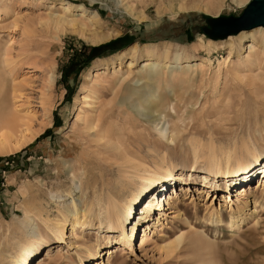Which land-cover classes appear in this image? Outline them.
Here are the masks:
<instances>
[{"label":"rangeland","instance_id":"374dc122","mask_svg":"<svg viewBox=\"0 0 264 264\" xmlns=\"http://www.w3.org/2000/svg\"><path fill=\"white\" fill-rule=\"evenodd\" d=\"M64 1L97 13L102 22L92 26L96 32L117 35L92 45L59 33L49 17L62 11ZM169 1L0 0V77L5 84L0 110L9 107L15 121L12 125L0 119V264H33L50 245H58L57 226L62 211L73 209L72 196L82 207L110 190L137 194L143 184L137 169L158 165L181 178L153 185H164V195L172 191L169 184L175 185L181 210L170 206L175 212L169 213L162 235L153 234L159 212H152L151 240L140 246L145 203L135 204L133 212L139 215L133 224L139 223L132 244L122 243L110 264H264V161L253 164L256 171L241 175L235 184L216 179L204 183L200 174L197 180L189 176L193 165L200 166L213 152L224 156L237 150L246 156L250 148L264 156V37H259L258 62L251 64L247 45L252 41H241L242 32L213 39L203 31L209 27L208 16H239L244 7L224 0L222 11L212 15L205 3L193 11H172ZM128 6L137 14L143 10L145 21L132 15ZM231 43L237 55L225 64L220 56L227 57ZM150 45L169 51L168 62L182 56L179 81L158 88L154 81L140 79L146 55L133 76L124 79L132 47L144 50ZM187 58L193 62L184 63ZM3 59L8 60L5 65ZM195 62L206 66L197 70L191 66ZM107 63V80L99 81L94 90V72ZM85 95L95 96L91 107L85 105ZM146 98L160 100L159 105L152 109ZM94 116L103 119H95L92 128ZM184 178L189 183L183 184ZM243 185L248 190L239 197ZM255 207L258 212L253 213ZM239 208L245 220L231 228V216ZM125 229L130 233L129 225ZM86 232L91 239L94 230ZM68 235L69 231L50 264H91L103 257L107 262L104 252L110 243L91 239L94 248L89 255L77 247L84 233L79 231L77 239ZM22 243L30 254L22 250ZM170 244L173 250L167 249Z\"/></svg>","mask_w":264,"mask_h":264},{"label":"bare ground","instance_id":"6f19581e","mask_svg":"<svg viewBox=\"0 0 264 264\" xmlns=\"http://www.w3.org/2000/svg\"><path fill=\"white\" fill-rule=\"evenodd\" d=\"M234 1L237 2L241 7H245L249 0H234ZM204 3L206 4L205 9L208 13L212 15H218L224 8L225 2L224 0H178V3H175V0H170L169 8L172 11H176V10L193 11L196 10L197 8L202 7L201 5ZM62 4H63L62 11L60 13H57L55 17L54 16L49 17L52 20L50 23H52L55 26V28L59 31V33L63 35L78 36L84 39L85 41L91 43L92 45L103 43L106 40L109 41L111 38H114L117 35V33L113 31H108L107 33L101 35L100 34L101 32H96L97 30L92 28L94 24H100L102 22V19L99 17L97 13L89 12L82 6L79 5L77 6L72 1H64ZM177 4H179V8H177ZM0 10L3 11V8H0ZM129 12L138 19H140L139 21L142 22H144L145 19L147 18L143 10H141L140 13L137 14L136 12H134V9H131L130 7ZM245 31H249V32H245ZM241 32H242L241 34L242 36L240 35L241 41L243 39H249L252 41L251 44L248 43L247 45V48H249L248 56L252 58L250 63L255 64L258 62V54L260 50L259 43L261 42V40H259V37H264V26H258L250 30H242L236 34H239ZM230 35H234V34H229L227 36ZM218 39H222V38H218ZM236 49L237 47L235 46V44L231 43L230 51L227 57L220 56L222 57L223 62L225 64L231 63L233 61L234 56L237 55ZM132 52L133 54L131 58L127 60V76L124 78L126 81L128 80V78L133 76L132 74L135 68L138 66L139 59L144 57L145 55L149 56V58L147 57L148 59L145 60L144 65L142 66V69L139 72L140 79L152 80L154 81V84H156L158 88L164 82L167 84L168 82L171 83V82L179 81V77H180L179 75H181L179 71L181 70L180 68L182 67L181 65L183 63L181 61L182 56H176V62H168L166 60L169 56L168 55L169 51L168 52L162 51L158 49L157 46L154 45L147 46V48H145L144 50H141L139 46H133ZM162 61H166L165 63H163L165 64L164 66L162 65ZM7 62H8L7 59L2 60V64L4 65ZM192 62L193 60H190V58H187L184 61V63H192ZM208 65H212V59H209ZM185 66H190V64H186ZM191 66H195L197 70H202L206 65L204 62H195L193 65L191 64ZM109 69L111 68L110 65L107 63L105 64V67H103L101 70H96L94 72L95 75V81L93 83L94 90L95 88L99 87L97 85L99 81L107 80L108 75L106 76L105 73ZM168 74L170 76H168ZM118 76L119 74L116 75V77ZM54 82H55L54 79H52V84H54ZM4 87L5 84L3 82V79L0 77V94L3 91ZM93 98L86 95L83 96L84 102H86L85 105L91 107L92 105L91 102L94 101ZM0 100H1V95H0ZM144 100L148 102L147 103L148 106L153 107L152 109L156 108L155 105L158 106L160 102V100L157 101L155 98H150V99L146 98ZM0 111H2L0 112V119H6L5 121L7 124L9 123H11L12 125L15 124L13 115L8 112L10 111L9 107L4 109V111L3 109H1ZM82 117H83L82 113L78 114L77 120H80L79 118ZM101 118H102L101 116L91 117L92 120H90V124L92 128L96 126L95 119H101ZM106 132L108 133V130ZM4 151L7 150L4 149L2 152ZM263 161H264V156L262 155V153H260L255 149L252 150L250 148L247 149L246 156L240 155L239 151L237 150L235 151L230 150L226 152L224 156H218L213 152L212 155L205 157L201 161L200 166H198L197 164L193 165L192 170L189 171V176L190 178H194L195 180H197L198 178L197 174H200V178L201 180L204 181V183L206 182L211 183L210 181L216 179L217 182H219L220 180L221 181L224 180L226 182H231V184H235L236 181L235 179L242 180L244 176L241 175L249 174L248 172L254 170L252 168L253 164L254 166H259L263 163ZM261 166L264 167V163ZM216 169L219 170L224 169V170L222 171L223 173L221 172V174H214L213 172H211ZM238 174L239 176H237ZM166 176H168L169 178L167 179ZM175 176L176 175L174 174V172H172L171 169H169V167H165V165H158L156 166L155 169H150V168L147 169V168L139 167L137 169V177L143 181V184L141 191H139L137 194L134 191L130 190V193L128 195H124L123 191L120 188L118 190H113L112 192H110L111 191L110 190L109 193L107 191L106 194H100L98 196L97 195L94 196V198L90 202H84L82 207L78 206V203H76V199H74V196H72V200H73L72 204H74V207L72 210H67L65 212L62 211L63 219L61 220L60 225L57 226L58 232L60 234V236L58 237L59 238L58 245L55 246L50 245L47 248L46 253L41 254L39 257H36L38 255V252L37 253L34 252L32 256L36 258L34 259L33 264H50L52 261H54L56 259L54 255L56 253L57 254L60 253L62 250L59 244L65 242L66 239L65 234L68 231H69L68 237L75 239L79 237V231L84 233L83 235L84 240L82 243L78 244L77 247H79L80 252H87L89 255L93 254V248H94V245L91 243V239L94 238L97 241H99V239H102L104 242L110 243L105 246L106 249L104 252V254L106 253L108 254L107 262L104 260L103 257L104 254H103L102 255L103 259L97 258L95 259V261L91 263V264H105V263L110 264L112 259L116 257L115 252H117L118 249H121L122 243L123 246L124 244H129V245L132 244V240L135 236V229L139 223L138 221H135V223L133 224V220L135 219L136 214L139 215V213L137 212H135L134 214L133 212L134 206L135 204L140 203L142 201L143 204L145 203V208L143 211L140 212V214L144 215L143 223H146L145 224L146 226L144 225L145 228L140 238L141 239L140 246L147 245L148 242L151 240L150 237L151 230L149 225L150 223L148 222H150L149 220H153V218L151 217L152 212L153 213H155L156 211L159 212L158 221L154 222V226L152 228L153 234L162 235V231L164 230L163 225L165 224V221L168 219L169 213L175 212V210L171 209L172 207L170 206L172 205L177 206L176 202L177 200H179L177 193L178 189L175 188V185L169 184L172 189V191L170 192L171 194L169 193V195H164L165 192L164 185H162L160 188H158V186H153V185L159 182L166 184L165 182L166 180L168 181L175 179L176 182L178 179H181L180 177L175 178ZM225 176H228L230 178H226ZM184 180L186 179L185 178L183 179V184L189 183ZM175 182L172 183L174 184ZM194 182L195 181L190 183H194ZM217 182L215 183L216 188L217 186H219ZM121 186L122 185H120V187ZM179 186H180L179 190L184 189L181 188V184ZM239 190H240L239 193L236 195L241 197L242 195H245L247 193L248 189H246V187L243 185L239 188ZM200 191L201 190L199 189V192ZM262 195L264 197V193H262ZM158 198H160V202L158 201ZM259 206H261V208L263 207V205H259ZM162 209L164 211H160ZM176 209L181 210L179 208V205L176 207ZM241 211L242 208H239L237 210V214L236 215L233 214L231 216L229 227L234 228L236 225L237 227H240V224L245 220V218L240 213ZM256 212H258V207H255V210L253 211V213ZM218 217H219L218 218L219 221H223L222 217L220 216ZM209 219L211 220V218ZM68 225H70L69 230L67 227ZM128 225L130 227V231H129L130 233H128L127 230L125 229L128 227ZM87 230L89 231V233H91L90 232L91 230H94V232H92L94 233V235L91 234L92 236L91 239L86 238L85 233H88L86 232ZM116 233H118L117 236L119 238H115ZM38 239L41 240V237H39ZM182 240H184V234L182 235L180 234L177 237V242L181 243ZM113 242H115V244L112 245L111 243ZM20 246L24 252L30 254V252L28 251L29 250L28 245L26 243H22ZM36 249H38V247ZM167 249L173 250V246L170 244V246ZM122 263L124 264V261Z\"/></svg>","mask_w":264,"mask_h":264},{"label":"water","instance_id":"95a60500","mask_svg":"<svg viewBox=\"0 0 264 264\" xmlns=\"http://www.w3.org/2000/svg\"><path fill=\"white\" fill-rule=\"evenodd\" d=\"M203 31L213 39L264 26V0H249L239 16H208Z\"/></svg>","mask_w":264,"mask_h":264}]
</instances>
